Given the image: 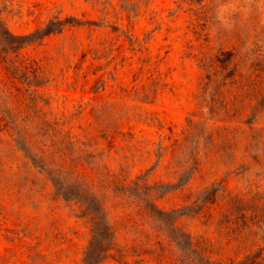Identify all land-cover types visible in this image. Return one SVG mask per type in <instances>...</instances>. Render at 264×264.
Listing matches in <instances>:
<instances>
[{
    "label": "rangeland",
    "instance_id": "rangeland-1",
    "mask_svg": "<svg viewBox=\"0 0 264 264\" xmlns=\"http://www.w3.org/2000/svg\"><path fill=\"white\" fill-rule=\"evenodd\" d=\"M188 241L264 264V0H0V264Z\"/></svg>",
    "mask_w": 264,
    "mask_h": 264
},
{
    "label": "trees",
    "instance_id": "trees-1",
    "mask_svg": "<svg viewBox=\"0 0 264 264\" xmlns=\"http://www.w3.org/2000/svg\"><path fill=\"white\" fill-rule=\"evenodd\" d=\"M46 29L47 28L39 29L36 32L46 31ZM149 206H150V208H152V205H149ZM184 250H185L184 251L185 253L182 254L183 255V257H182L183 264H200V263H195L194 259L191 258V255L196 252V249L193 248V245L191 244V242L188 241V243L185 244ZM202 264H216V263L206 261V262H204Z\"/></svg>",
    "mask_w": 264,
    "mask_h": 264
}]
</instances>
